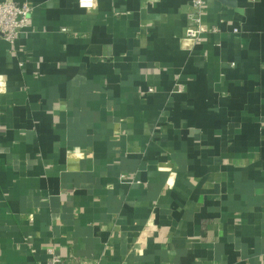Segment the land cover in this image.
<instances>
[{"label":"crops","instance_id":"obj_1","mask_svg":"<svg viewBox=\"0 0 264 264\" xmlns=\"http://www.w3.org/2000/svg\"><path fill=\"white\" fill-rule=\"evenodd\" d=\"M10 1L0 264H264V0Z\"/></svg>","mask_w":264,"mask_h":264},{"label":"built area","instance_id":"obj_2","mask_svg":"<svg viewBox=\"0 0 264 264\" xmlns=\"http://www.w3.org/2000/svg\"><path fill=\"white\" fill-rule=\"evenodd\" d=\"M94 0H78L83 8L94 6ZM206 0H189V10L186 14V24L183 28V35L195 41L201 40V35L208 30L202 22V15L205 9ZM33 6L26 2L0 1V38L12 45L22 30H24L29 19ZM215 30L214 27L211 28ZM5 78L0 75V89H3ZM177 90L181 85L177 84ZM120 178L124 175L120 174ZM50 264H68V259L56 255L52 248H47ZM90 264H96L94 262Z\"/></svg>","mask_w":264,"mask_h":264}]
</instances>
